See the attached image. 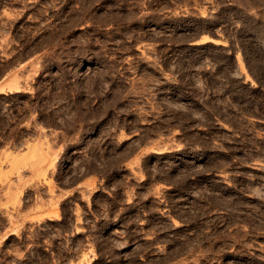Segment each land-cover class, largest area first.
Masks as SVG:
<instances>
[{
	"label": "rangeland",
	"instance_id": "374dc122",
	"mask_svg": "<svg viewBox=\"0 0 264 264\" xmlns=\"http://www.w3.org/2000/svg\"><path fill=\"white\" fill-rule=\"evenodd\" d=\"M0 264H264V0H0Z\"/></svg>",
	"mask_w": 264,
	"mask_h": 264
},
{
	"label": "crops",
	"instance_id": "0c3cea01",
	"mask_svg": "<svg viewBox=\"0 0 264 264\" xmlns=\"http://www.w3.org/2000/svg\"><path fill=\"white\" fill-rule=\"evenodd\" d=\"M94 175H95V174H88V175H86V176L84 177V179H83V184L90 183V182L93 180V176H94ZM67 189L72 190V189H74V188H72V187H68Z\"/></svg>",
	"mask_w": 264,
	"mask_h": 264
}]
</instances>
